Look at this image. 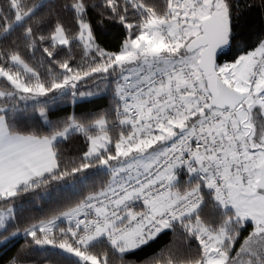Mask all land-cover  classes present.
I'll list each match as a JSON object with an SVG mask.
<instances>
[{"label": "snow or ice", "instance_id": "snow-or-ice-1", "mask_svg": "<svg viewBox=\"0 0 264 264\" xmlns=\"http://www.w3.org/2000/svg\"><path fill=\"white\" fill-rule=\"evenodd\" d=\"M18 240L0 264H264V0H0Z\"/></svg>", "mask_w": 264, "mask_h": 264}, {"label": "trees", "instance_id": "trees-1", "mask_svg": "<svg viewBox=\"0 0 264 264\" xmlns=\"http://www.w3.org/2000/svg\"><path fill=\"white\" fill-rule=\"evenodd\" d=\"M118 39V36L116 35H108V36H105L104 37V40L105 41H108V42H112V43H115L116 40ZM94 102V101H93ZM77 107H80L79 105ZM21 241H16L15 244H12V243H9L7 245L5 244H0V257H3V256H6V255H10L11 252L15 251V248L19 246V243ZM148 250H145V252H147ZM145 253H137V257L138 258H142L143 255ZM40 258V254L39 253H35L31 256V259L35 260V261H38ZM52 259H54L55 257H50Z\"/></svg>", "mask_w": 264, "mask_h": 264}]
</instances>
